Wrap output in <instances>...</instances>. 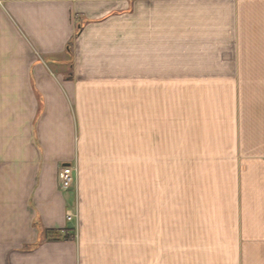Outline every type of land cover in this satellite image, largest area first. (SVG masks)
<instances>
[{
	"label": "crops",
	"instance_id": "1",
	"mask_svg": "<svg viewBox=\"0 0 264 264\" xmlns=\"http://www.w3.org/2000/svg\"><path fill=\"white\" fill-rule=\"evenodd\" d=\"M0 264H264V0H0Z\"/></svg>",
	"mask_w": 264,
	"mask_h": 264
},
{
	"label": "rangeland",
	"instance_id": "2",
	"mask_svg": "<svg viewBox=\"0 0 264 264\" xmlns=\"http://www.w3.org/2000/svg\"><path fill=\"white\" fill-rule=\"evenodd\" d=\"M99 172V171H97ZM103 179L107 186L114 191L115 197H122V193L126 191V183L131 186L134 179L135 197L143 195V171L142 170H112L102 171ZM165 174L166 179V194L167 197H174V170L161 171ZM154 171H151L153 176Z\"/></svg>",
	"mask_w": 264,
	"mask_h": 264
},
{
	"label": "built area",
	"instance_id": "3",
	"mask_svg": "<svg viewBox=\"0 0 264 264\" xmlns=\"http://www.w3.org/2000/svg\"><path fill=\"white\" fill-rule=\"evenodd\" d=\"M77 169L73 165H62L57 174V183L60 191L70 190L76 182ZM77 219V215L72 211L66 212V221L71 222Z\"/></svg>",
	"mask_w": 264,
	"mask_h": 264
}]
</instances>
